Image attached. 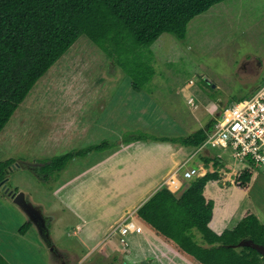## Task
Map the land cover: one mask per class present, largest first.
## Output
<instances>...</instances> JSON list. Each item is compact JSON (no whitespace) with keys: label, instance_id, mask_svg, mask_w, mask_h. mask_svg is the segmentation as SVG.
Wrapping results in <instances>:
<instances>
[{"label":"rangeland","instance_id":"obj_1","mask_svg":"<svg viewBox=\"0 0 264 264\" xmlns=\"http://www.w3.org/2000/svg\"><path fill=\"white\" fill-rule=\"evenodd\" d=\"M139 49L145 53L142 64L153 68L154 74L150 79H145L148 71L132 74L141 86L137 89L130 74L87 35H81L37 82L0 133V161L14 159L5 169L6 184L25 192L36 207L47 206L51 237L62 249L71 242L66 234L73 215L62 206L53 207L46 197L62 184L63 172H46L44 162L101 143L94 131L85 137L67 130L66 122L108 121L101 107L113 103L119 118L129 123H148L147 115L156 112L149 125L152 135L179 137L205 127L221 107L248 97L264 79V0H224L195 16L184 38L166 32L151 46ZM190 98L196 107L188 102ZM124 103L128 106L118 105ZM79 106L84 110H78ZM141 132L126 131L119 139ZM208 149L215 155L230 151ZM212 166L210 172L220 168L213 162ZM253 171L248 196L263 204L264 172L255 167ZM7 197L0 190V264H62L61 252L52 251L49 239L43 235L44 240L39 230L47 226L31 223L21 231L28 220ZM77 243L75 240L72 245L79 247ZM121 259V253L117 254V260ZM107 261L112 264V256Z\"/></svg>","mask_w":264,"mask_h":264},{"label":"trees","instance_id":"obj_2","mask_svg":"<svg viewBox=\"0 0 264 264\" xmlns=\"http://www.w3.org/2000/svg\"><path fill=\"white\" fill-rule=\"evenodd\" d=\"M222 1L0 0V133L37 82L81 35H87L132 78L136 72L148 71L145 79H150L153 68L142 64L145 53L139 47L151 46L166 32L184 38L188 23L195 16ZM133 87H141L135 78ZM216 121L217 118L211 119L205 127L179 137L141 132L127 135L123 141L158 139L200 149ZM111 145L102 141L68 151L47 159L43 169L61 172L73 159ZM201 158L217 167L221 163L214 154H201ZM13 162L14 159L0 161V183L7 177L5 169ZM218 177V170L196 177L179 196L162 187L139 208L138 214L203 264H264V253L257 249L241 246L238 250L240 242L247 238L264 247V227L254 222V217L221 235L209 227L213 201H206L203 191L208 179ZM249 178V170H244L237 181L245 185ZM30 225L27 222L20 230ZM195 230L208 246L195 239ZM42 233L49 239L48 227H42Z\"/></svg>","mask_w":264,"mask_h":264},{"label":"crops","instance_id":"obj_3","mask_svg":"<svg viewBox=\"0 0 264 264\" xmlns=\"http://www.w3.org/2000/svg\"><path fill=\"white\" fill-rule=\"evenodd\" d=\"M106 105L101 107V111L106 112L104 115L108 116V121L104 118L89 121L69 120L66 122L67 130L85 137L87 133L94 131L100 142L118 140L126 131L134 129L150 132L151 115L154 116L156 112L152 111L153 114L147 115L148 123H129L119 118L116 104ZM118 105L128 106L125 103ZM78 110H84V108L79 106ZM127 116L124 115V117ZM146 126L145 130L143 127ZM85 137L82 139L86 140ZM192 150L196 153L191 155ZM229 150L216 154L221 158L218 166L220 167L219 177L208 179L203 191L206 201H213L209 227L219 235L228 230H234L248 217H254V222L264 227V203L257 204L248 196V188L254 173L253 167L236 161L232 150ZM93 152L73 159L62 171L63 182L59 185L62 189H58L59 186H57L50 194H46V197L54 204L53 207L62 206L64 211H70L73 215L71 230H68L66 234L71 238V242L67 241L68 248L62 249L63 247L55 244L46 218L47 213L50 212L43 202L42 205H38L45 218V226L48 227V237L52 241V245L48 244V246L52 251L61 252L60 262L62 264H106L112 256V264H203L183 250L174 240L140 217L138 210L161 189L166 176L183 161L189 159V165L201 168V177L210 172L213 168L212 162L208 163L199 157L201 152L207 155L213 154L210 149L199 150L158 139H141L131 142L119 139L108 149L96 151L94 154ZM244 170H249L250 178L247 184L241 185L237 177ZM256 176H259V173H256ZM181 193L175 194L179 196ZM6 196L14 203L9 195L6 194ZM21 211L23 212L22 209ZM23 214L27 222L36 225L24 212ZM129 214L142 227L141 232L131 231L125 236L120 232L110 235L112 229ZM39 230L44 238L40 228ZM194 232L195 239L201 245L208 246L201 234L197 230ZM74 239L78 241L79 247L72 245ZM242 241L238 250L242 249L241 246H245L241 244ZM120 253L121 261L117 260V254Z\"/></svg>","mask_w":264,"mask_h":264},{"label":"built area","instance_id":"obj_4","mask_svg":"<svg viewBox=\"0 0 264 264\" xmlns=\"http://www.w3.org/2000/svg\"><path fill=\"white\" fill-rule=\"evenodd\" d=\"M189 103L196 107L193 98L189 99ZM216 118L214 128L199 150L208 147L231 149L236 161L264 172V79L248 97L234 102L232 106L222 107ZM201 174V169L189 165L187 159L166 176L162 187L173 193L182 192ZM141 230L142 227L129 214L112 229L110 235L120 232L125 236L131 231Z\"/></svg>","mask_w":264,"mask_h":264},{"label":"water","instance_id":"obj_5","mask_svg":"<svg viewBox=\"0 0 264 264\" xmlns=\"http://www.w3.org/2000/svg\"><path fill=\"white\" fill-rule=\"evenodd\" d=\"M6 181H7V178H5L0 183V188H2V190L13 199L14 203L18 205L24 211V213L29 217V219L33 223L37 225L36 219H35L36 214H39V216L42 215L41 217L45 219L43 217V213L41 209L39 207H36L33 203L29 201L25 192L12 190L9 186H7ZM241 244L245 246L253 247L257 249L258 251L264 253V247L255 243L253 240L247 239V240L242 241Z\"/></svg>","mask_w":264,"mask_h":264},{"label":"flooded vegetation","instance_id":"obj_6","mask_svg":"<svg viewBox=\"0 0 264 264\" xmlns=\"http://www.w3.org/2000/svg\"><path fill=\"white\" fill-rule=\"evenodd\" d=\"M7 186H8V184H7ZM14 191H15V189H14ZM42 216V215H41ZM41 216H39V214H36V223H37V225L39 226H41V225H44L45 224V219H43Z\"/></svg>","mask_w":264,"mask_h":264},{"label":"bare ground","instance_id":"obj_7","mask_svg":"<svg viewBox=\"0 0 264 264\" xmlns=\"http://www.w3.org/2000/svg\"><path fill=\"white\" fill-rule=\"evenodd\" d=\"M201 169V168H200ZM161 188H162V186H161Z\"/></svg>","mask_w":264,"mask_h":264}]
</instances>
